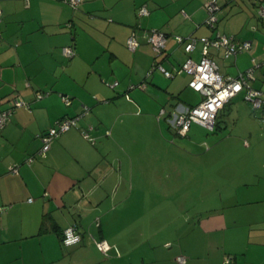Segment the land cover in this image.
Instances as JSON below:
<instances>
[{
    "label": "crops",
    "instance_id": "obj_1",
    "mask_svg": "<svg viewBox=\"0 0 264 264\" xmlns=\"http://www.w3.org/2000/svg\"><path fill=\"white\" fill-rule=\"evenodd\" d=\"M207 1L83 0L77 10H72L59 0H0V110L7 108L10 98L17 94L29 105L16 108L0 130V264H131L125 261L119 249L125 248L123 243L135 242L133 221L125 213L126 206L117 202L111 207L104 201L111 197L114 202L116 196L121 195L129 200L126 195L130 196L136 185L138 191L143 195L147 193L150 199L152 179L159 180V186L164 179L158 194L166 197L168 193L161 188L167 191L164 184L172 179L170 186H174L178 194L181 215L190 210L187 206L184 208L185 200L198 196L201 185L198 170L201 160L209 161L208 157L201 158L195 153L184 155L186 150L180 147L175 148L174 156H165L168 146L163 142L164 151L160 154H164V158L150 154L142 157L145 149L131 154L129 164L132 159L146 160L149 164L144 166L147 168L143 172L134 173L130 169L122 170L119 156L111 159L117 162V170L105 167L103 162L90 163L89 160L90 164H85L87 158L93 157L87 155L90 146L78 136L76 128L78 122L84 124L87 118L82 122L81 117L75 128L53 139L44 157L39 156L42 146L39 136L59 118L79 115L83 106L88 108L85 116L92 113L98 127L105 128V136L112 133L108 128H118L121 122L123 125L121 117L129 115L133 108L139 107L147 118L166 125L162 111L167 114L179 103L194 105L181 100L187 91H192L188 87L190 77L180 71V65L188 58L199 61L201 44L197 43L194 51L187 54L177 44L176 36L213 38L219 33L232 37L235 42L250 41L251 49L235 59H223L221 53L214 50H209L208 57L223 76L231 77L250 68L254 58L260 63L256 76L264 77V21L257 17V1L217 0L221 10L215 28L204 24ZM141 6L147 8V16H137ZM253 11L261 21L252 16ZM76 25H79L78 30H75ZM150 29H158L167 36L165 51L158 60L142 38L143 32ZM133 30L141 44L135 52H130L125 43ZM64 47L74 49L72 58L62 54ZM154 61L174 73L172 78L166 79H181L161 89L155 71L146 76ZM92 62H109L108 71L104 66L94 67L93 74L85 80L74 75L76 68L87 67ZM112 66L115 70L119 68L118 71L129 67L130 76L115 75ZM114 82L118 83L114 89L107 86ZM256 82L257 79L251 85L264 91V81L259 87ZM141 84L143 88L138 87ZM130 85H134L132 90L128 89ZM41 90L53 92L48 91V95L36 100L35 93H43ZM131 91H134L132 99ZM61 95L71 98V106L63 104ZM122 95L124 99L119 98ZM98 98L102 105H98ZM236 98L245 101L243 93L233 99ZM251 108L257 112L252 104ZM247 135L252 137L251 132ZM255 136L262 144V157L255 159L250 154L239 160L230 157L233 165L222 167L223 182L217 183L214 176L202 177L208 181L202 191L207 214L197 220L183 217L182 222L176 224L177 229L173 230L176 242L183 243L184 232L190 234L186 240L191 245L180 244L178 248L186 259L185 264H223L227 257L231 258V264H264V128H260L258 136L255 129ZM243 145L249 146L247 141ZM28 158H32L29 164ZM211 163L229 162L223 159ZM14 165L18 166V171L13 174L10 167ZM160 165L164 170L159 173L156 168ZM135 178L147 179L148 185L133 183ZM167 222L160 225L154 235L149 232L150 238L145 241L151 242L161 235ZM69 226L77 228L81 242L66 247L61 243V234ZM142 234L140 232L139 237ZM99 239L111 247L106 255L94 244L93 240ZM204 246L208 255L202 256L198 250ZM178 256L182 255L176 254L174 259ZM104 257L111 260H103ZM175 264H178L176 260Z\"/></svg>",
    "mask_w": 264,
    "mask_h": 264
},
{
    "label": "rangeland",
    "instance_id": "obj_2",
    "mask_svg": "<svg viewBox=\"0 0 264 264\" xmlns=\"http://www.w3.org/2000/svg\"><path fill=\"white\" fill-rule=\"evenodd\" d=\"M69 10L71 12V9ZM253 15L255 18V11H253L252 16ZM252 16H249L250 20H254ZM262 21H264V19H262ZM78 26L79 25H76L75 30H78ZM129 56L132 57V54L129 53ZM224 62L226 65L229 64L228 60H224ZM108 64L109 62H92V64H90L89 66L86 65L87 67L76 68V72L74 75H76L80 79L85 80L87 77H89V75L93 74L92 71L94 67L99 68V66H104V68L108 71ZM115 68L119 70V68ZM112 69L117 76H130L129 67L122 68L120 69V71H118L114 69V66H112ZM154 74L155 76H159L160 81L158 82V86L163 90L167 89L169 84L173 82L177 83L181 79L180 77H177L174 80L166 79L159 71H155ZM256 77L257 82L255 84L259 87L260 83L264 81V77H260V75ZM150 83L151 81H149V87L151 85ZM41 91H43V93H46L48 91L53 92L52 90ZM133 92L134 91H131L129 93L130 99H132ZM262 93H264V91H262ZM119 98L124 99L125 97L124 95H122ZM181 100L185 101V103L190 101L191 103H194V105H196L201 101V96L197 92L187 91L185 93V97L181 98ZM98 101V105H102L101 103L103 102L100 100V98H98ZM139 109V107L133 108L129 112V115L126 114V116H122L121 118H123L124 120L123 125L121 124V122L119 123L118 128L115 127L113 130L108 128L110 131H112L111 135L104 136L105 128L100 129L98 127V124L95 121V116L92 113H89L88 117H82V122L84 121V118L87 119L84 124L78 122V126L76 129L78 130V136L82 138V140L87 142V144H89L90 146V151L87 150V155L93 157H86L87 163L85 164H90L91 162L95 163L96 161L103 162V165L105 167H112L113 170H117V162H113L111 161V159L119 156L120 160L123 162V171L127 172V170L130 169L133 170L134 173H141L145 168L144 166L148 167L149 164L146 160L143 161L132 159L131 164L132 162L134 163L133 166H131V164L128 163L129 158L132 156L131 154H137L140 150L145 149V151L142 153V157L148 156L150 154L152 157L156 156L158 158L162 156L161 158H164V154H160L162 150L164 151V143L166 144V146H168L165 151V156H174V152H176L174 151L176 150L175 148L180 147L183 149V151L186 150L183 153L180 152L184 155H187L186 153H195L200 155L201 158H209V161H204V159L201 160L200 168L198 170L201 176V185L198 196L195 198V196L193 195L186 198L184 208H186L187 206V208L190 210L183 211L182 215L177 205V201L179 200L178 194H175L176 189L174 188V186H170L172 179H169L166 185L164 184V186L167 187V191L161 188L162 191L168 193L167 197L158 194L160 192L159 187H163L164 179H161L160 186L158 185L159 180H157L156 182L154 179H152L149 183L152 189L151 192L153 193L150 196V199L147 193L143 195V193H141L142 191H138L136 185V189L132 188L134 189L133 193L130 196H128V194L126 195V197H130L129 200H126V198L123 199L121 195L119 197L116 196L114 202H111V197L108 199V201H104L106 205L109 204L111 207H113V205H115L117 202L122 207L126 206L127 210L125 213H128L133 221L136 240L135 242L131 243H123L125 248L119 249V252L123 255L127 263L149 264L152 260L153 264H175V255L179 254L183 256V254L178 251L179 245L182 244L183 247L191 245L188 244L190 243V241L186 240V238H188V236L190 235L189 231H186V233L184 232L182 236L183 243H179L178 241L176 242V235H174L173 233V230L175 228L177 229L176 224L178 225L180 222H182L183 217L197 220V218H201L207 214V207L202 202V199L205 197L202 191L208 181L202 179V177L214 176L216 177L217 183H220L225 179L224 174L222 173L224 172L222 167L224 166L225 168H228L233 165L232 163H230V161H232L230 157H236L239 160V158H246L250 154L252 155V158L260 159V157H262V144L257 142L258 139L255 136V129L256 135L258 136V134L260 133V128H264V121H261L259 119L258 111H252L250 103L240 101L236 98L233 99L230 104L226 105L225 108L218 113L216 119L218 128L215 127L214 131H209L200 125L192 124L188 136L186 138H179L176 137L174 135V132L171 129L167 128L163 122L158 123L150 120L149 118H147L145 112H141V110ZM237 109L238 112H236ZM250 123L253 124L252 128L251 125H249ZM89 126L93 127V130L90 132V136L93 137L94 140L93 143L84 139L81 136L79 130L81 128L87 129ZM232 129H234L233 135L231 134ZM247 132H251L252 137H249L247 135ZM159 141L162 144H160ZM244 141H247L249 145L248 147H245L243 145ZM81 147L83 148L82 144ZM223 159L229 163H224L225 165L215 164L216 166L214 165V163H211V161L218 162ZM163 170L164 169L162 165L156 168V171L159 173ZM140 182H145V184L148 185L147 179L143 180L135 178L133 180V183L135 184H139ZM187 203H190V205H188ZM170 220L172 222H170ZM167 221L169 222V224L166 228L162 227V229H164V232L161 235L157 236L151 242L145 241L147 237L150 238L149 232L150 234L154 235V233L159 229L160 225H163V223ZM243 228L246 229V227ZM145 231H148V234L144 233ZM140 232L143 234L139 237ZM165 242H168V244L166 245ZM206 248L207 246H204L198 250L200 251V254L202 256L208 255ZM106 259L109 261L111 260L108 257H104L103 260Z\"/></svg>",
    "mask_w": 264,
    "mask_h": 264
},
{
    "label": "built area",
    "instance_id": "obj_3",
    "mask_svg": "<svg viewBox=\"0 0 264 264\" xmlns=\"http://www.w3.org/2000/svg\"><path fill=\"white\" fill-rule=\"evenodd\" d=\"M67 4L71 9L77 10L82 4L83 0H59ZM256 14L259 19H264V0H256ZM204 10L206 18L204 24L209 28H215L218 13L220 11V5L217 0H208L204 4ZM149 14L145 6H141L137 10V16L143 17ZM0 22H1V9H0ZM70 27V24H68ZM143 41L150 48L154 59L158 60L162 58L165 51L167 36L165 33L158 29L146 30L142 34ZM140 38L136 34V31H132L126 40V48L130 52H135L140 47ZM175 40L178 45L183 47L185 53H191L194 51L197 43L201 44L202 57L199 61H194L190 58L186 59L180 65V71L187 74L190 77L188 87L200 94L201 101L196 105H184L176 104L172 109L165 114L164 111L161 114L165 115L164 121L169 129H171L178 137H185L192 124L200 125L209 131H213L216 124V118L219 111L224 107L226 103L232 100L235 96L243 93V98L246 102L252 104L259 113V119L264 121V93L251 86V82L256 79V71L260 67V63L255 62L252 58V66L244 72H239L235 77L223 76L216 63L208 57L209 50L219 51L223 59H235L239 54L251 49V42L244 40L241 42H235L232 37L221 35L216 33L213 38L207 37H187L183 38L176 36ZM0 41H1V29H0ZM62 54L67 58H72L75 54L72 47L62 48ZM154 71H159L165 78H172L174 73L166 70L160 63L154 61L151 64L150 69L147 71L146 76L149 77ZM118 85L117 82L107 84L111 89H114ZM143 88V84L138 86ZM134 85L128 87L132 90ZM49 92L35 93V99H41L48 95ZM61 101L65 106H71V98L66 95H61ZM128 97V96H126ZM28 108L26 103L18 94L12 96L9 100L7 108L0 110V130L3 129L8 123L11 114L16 108ZM88 113V108H82V112L74 117H63L55 121L54 125L49 128L45 133L39 136L42 146L39 150V156L44 157L45 153L49 149L50 143L53 139L60 137L62 134L68 132L70 129L75 128L77 122L81 117ZM92 127H88L86 130H80L81 136L93 143L94 140L90 136L89 132ZM32 158L27 159V163L31 162ZM18 166L14 165L10 167L11 173H16ZM31 201V199L29 200ZM71 241V243H67ZM96 248L100 250L104 255L110 250L109 244L103 240H93ZM81 242V234L77 231L75 226H69L65 228L61 234V243L70 247ZM178 264H185L186 259L183 256L176 257ZM223 264H231V258L227 257Z\"/></svg>",
    "mask_w": 264,
    "mask_h": 264
},
{
    "label": "trees",
    "instance_id": "obj_4",
    "mask_svg": "<svg viewBox=\"0 0 264 264\" xmlns=\"http://www.w3.org/2000/svg\"><path fill=\"white\" fill-rule=\"evenodd\" d=\"M220 10H221V8H220ZM1 16H2V15H1ZM217 21H218V20H217ZM153 63H154V62H153ZM153 63H152V64H153ZM217 116H218V114H217ZM59 119H60V118H59ZM216 119H217V118H216ZM216 125H217V121H216L215 127H216ZM214 129H215V128H214ZM213 131H214V130H213Z\"/></svg>",
    "mask_w": 264,
    "mask_h": 264
},
{
    "label": "clouds",
    "instance_id": "obj_5",
    "mask_svg": "<svg viewBox=\"0 0 264 264\" xmlns=\"http://www.w3.org/2000/svg\"><path fill=\"white\" fill-rule=\"evenodd\" d=\"M67 243H71V241H68Z\"/></svg>",
    "mask_w": 264,
    "mask_h": 264
},
{
    "label": "bare ground",
    "instance_id": "obj_6",
    "mask_svg": "<svg viewBox=\"0 0 264 264\" xmlns=\"http://www.w3.org/2000/svg\"><path fill=\"white\" fill-rule=\"evenodd\" d=\"M1 15H2V12H1Z\"/></svg>",
    "mask_w": 264,
    "mask_h": 264
}]
</instances>
